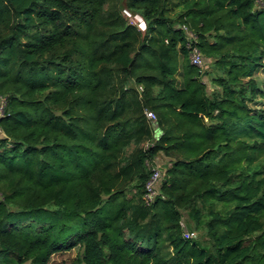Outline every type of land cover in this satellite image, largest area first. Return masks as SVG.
Here are the masks:
<instances>
[{
  "label": "trees",
  "instance_id": "16d2710c",
  "mask_svg": "<svg viewBox=\"0 0 264 264\" xmlns=\"http://www.w3.org/2000/svg\"><path fill=\"white\" fill-rule=\"evenodd\" d=\"M263 67L264 0H0V264H264Z\"/></svg>",
  "mask_w": 264,
  "mask_h": 264
},
{
  "label": "rangeland",
  "instance_id": "374dc122",
  "mask_svg": "<svg viewBox=\"0 0 264 264\" xmlns=\"http://www.w3.org/2000/svg\"><path fill=\"white\" fill-rule=\"evenodd\" d=\"M123 10V9H122ZM202 68V66H201ZM255 79L258 82V85L260 86V88H262L263 90V95L262 96H257L256 97V103L252 106L256 107V108H262L264 109V67L259 69L256 74H255ZM1 112V109H0ZM166 162V158L162 155L159 154L156 159L155 162L150 164V168L153 167H158L160 172L163 174L164 169H165V164ZM182 224H186L188 226L189 230H192V235L200 240V241H204L205 240V236L202 233L201 230H195L193 227V223L187 219L186 217H184ZM194 230V231H193ZM75 256V251H69V252H64V253H57L52 255L49 264H69L71 259H73ZM27 264V263H26Z\"/></svg>",
  "mask_w": 264,
  "mask_h": 264
},
{
  "label": "built area",
  "instance_id": "2783aa9c",
  "mask_svg": "<svg viewBox=\"0 0 264 264\" xmlns=\"http://www.w3.org/2000/svg\"><path fill=\"white\" fill-rule=\"evenodd\" d=\"M123 14L127 16L132 23H134L139 29L143 30L145 28V24L143 19L138 15V14H131L128 10L123 9ZM184 30H186L188 37L194 39V35L189 32L184 26ZM189 60L192 64L201 67L202 66V57L199 49L195 46L190 47V52H189ZM2 105V100H0V109ZM146 115L149 119L153 120L154 119V114L151 111H146ZM151 174L148 179V181L145 184V189H146V194L145 197L147 200L151 199L153 195L155 194V185L157 181L159 180L160 176L162 173L160 172L159 168L153 167L151 168ZM185 236H188V233H185Z\"/></svg>",
  "mask_w": 264,
  "mask_h": 264
},
{
  "label": "water",
  "instance_id": "95a60500",
  "mask_svg": "<svg viewBox=\"0 0 264 264\" xmlns=\"http://www.w3.org/2000/svg\"><path fill=\"white\" fill-rule=\"evenodd\" d=\"M157 129V128H156Z\"/></svg>",
  "mask_w": 264,
  "mask_h": 264
}]
</instances>
